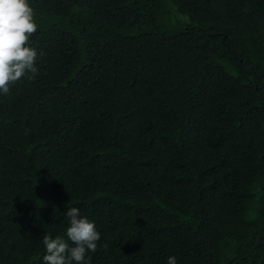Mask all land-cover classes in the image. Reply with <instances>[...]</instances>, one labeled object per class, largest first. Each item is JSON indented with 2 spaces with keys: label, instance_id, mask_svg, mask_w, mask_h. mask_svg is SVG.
<instances>
[{
  "label": "trees",
  "instance_id": "obj_1",
  "mask_svg": "<svg viewBox=\"0 0 264 264\" xmlns=\"http://www.w3.org/2000/svg\"><path fill=\"white\" fill-rule=\"evenodd\" d=\"M29 3L37 73L0 94V264H43L72 207L101 234L90 264H264V0Z\"/></svg>",
  "mask_w": 264,
  "mask_h": 264
},
{
  "label": "clouds",
  "instance_id": "obj_2",
  "mask_svg": "<svg viewBox=\"0 0 264 264\" xmlns=\"http://www.w3.org/2000/svg\"><path fill=\"white\" fill-rule=\"evenodd\" d=\"M38 27L29 0H0V94L7 96L11 85L28 73H37L38 53L30 38ZM66 215L67 239L61 235L53 238L51 233L43 236V264H90L88 253L96 252L101 234L95 222L82 215L79 208L68 209ZM167 264H177L176 257H168Z\"/></svg>",
  "mask_w": 264,
  "mask_h": 264
}]
</instances>
